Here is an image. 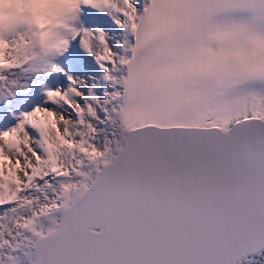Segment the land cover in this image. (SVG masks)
<instances>
[{
    "label": "snow or ice",
    "instance_id": "snow-or-ice-1",
    "mask_svg": "<svg viewBox=\"0 0 264 264\" xmlns=\"http://www.w3.org/2000/svg\"><path fill=\"white\" fill-rule=\"evenodd\" d=\"M24 2L0 10V264L264 249V0Z\"/></svg>",
    "mask_w": 264,
    "mask_h": 264
},
{
    "label": "clouds",
    "instance_id": "clouds-1",
    "mask_svg": "<svg viewBox=\"0 0 264 264\" xmlns=\"http://www.w3.org/2000/svg\"><path fill=\"white\" fill-rule=\"evenodd\" d=\"M36 6L24 2V0H6L4 4H0V10L5 14L15 13L21 8L34 9ZM6 15L0 16V20L6 19Z\"/></svg>",
    "mask_w": 264,
    "mask_h": 264
},
{
    "label": "bare ground",
    "instance_id": "bare-ground-1",
    "mask_svg": "<svg viewBox=\"0 0 264 264\" xmlns=\"http://www.w3.org/2000/svg\"><path fill=\"white\" fill-rule=\"evenodd\" d=\"M242 264H264V252L260 255L249 256Z\"/></svg>",
    "mask_w": 264,
    "mask_h": 264
},
{
    "label": "water",
    "instance_id": "water-1",
    "mask_svg": "<svg viewBox=\"0 0 264 264\" xmlns=\"http://www.w3.org/2000/svg\"><path fill=\"white\" fill-rule=\"evenodd\" d=\"M262 252H264V249H261L258 253H249L245 258H241L239 261V264H242L249 256H255V255H260Z\"/></svg>",
    "mask_w": 264,
    "mask_h": 264
}]
</instances>
